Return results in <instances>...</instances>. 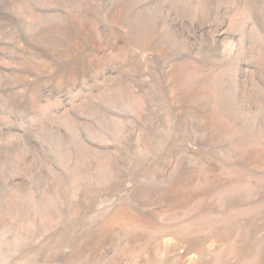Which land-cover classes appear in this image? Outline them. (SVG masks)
Returning <instances> with one entry per match:
<instances>
[{
	"label": "rangeland",
	"instance_id": "obj_1",
	"mask_svg": "<svg viewBox=\"0 0 264 264\" xmlns=\"http://www.w3.org/2000/svg\"><path fill=\"white\" fill-rule=\"evenodd\" d=\"M0 264H264V0H0Z\"/></svg>",
	"mask_w": 264,
	"mask_h": 264
}]
</instances>
